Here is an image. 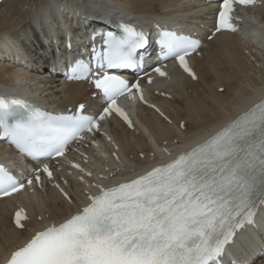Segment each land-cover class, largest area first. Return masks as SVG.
I'll return each mask as SVG.
<instances>
[{
    "label": "snow or ice",
    "instance_id": "obj_1",
    "mask_svg": "<svg viewBox=\"0 0 264 264\" xmlns=\"http://www.w3.org/2000/svg\"><path fill=\"white\" fill-rule=\"evenodd\" d=\"M254 3L222 0L216 30L238 31L232 24L234 5ZM120 26L122 36L109 32L103 51L93 49L95 71L83 62L73 68L77 78L91 77L106 100L107 107L98 117L84 115L83 104L76 114L57 117L22 100L0 97L3 138L40 162L64 156L69 144L83 140L85 132H98L99 121L112 112L131 126L116 102L133 89L140 92V86L129 84L115 72L139 66L136 52L146 40L143 32ZM158 43L165 59L177 60L195 78L186 57L199 47L197 41L161 31ZM154 70L166 75L158 67ZM71 166L83 174L81 181L92 175L79 164ZM41 173L53 179L49 166L43 164L34 178H27L26 185L41 184ZM111 175L115 179L119 173ZM26 185L0 166V198ZM91 187L97 191L88 195L86 205L36 231L11 253L7 264H220L236 229L253 223L255 208L264 205V97L175 159L115 185L95 183ZM24 219L22 210L15 213L18 229L24 228Z\"/></svg>",
    "mask_w": 264,
    "mask_h": 264
},
{
    "label": "bare ground",
    "instance_id": "obj_2",
    "mask_svg": "<svg viewBox=\"0 0 264 264\" xmlns=\"http://www.w3.org/2000/svg\"><path fill=\"white\" fill-rule=\"evenodd\" d=\"M213 7L186 0H7L0 8V90L18 94L40 92L50 107L65 109L86 103L88 110H92L99 101L91 98L86 84L64 82L60 63H57L58 52H65L63 41L68 34L80 42L78 52L86 44L85 36L73 28L75 20L79 23L80 16L87 13L89 17L103 14L97 10L107 15L122 12L141 21L161 17L167 19V26L185 25L192 33H202L201 26H211ZM248 14L256 20L244 25L241 38L220 34L200 50L202 57L194 59L197 82L178 74L172 90L161 91L170 94V99L155 96L157 89L150 92V99L171 119V125L142 107L138 110V118L146 135L138 127L130 132L120 122L110 123L124 162L143 166L147 159L143 161L139 155L150 158L154 153L153 144L164 147L167 142L168 150L173 145L194 141L242 114L264 96V7L248 10ZM40 42L45 45L43 49ZM246 45L251 48L250 54L246 52ZM246 53L247 59H253L258 68L252 77L248 75L252 68L244 60ZM221 88L224 89L222 93L219 92ZM182 122H185L184 131L179 129ZM0 157L24 169L2 144ZM75 194L82 198L79 192ZM16 208L10 200L0 201V262L28 237L26 230L17 231L11 224ZM73 209L74 206L54 190H49L47 199L39 204L32 203V222L26 227L29 229L51 220L62 221ZM39 217L42 222H38ZM230 255L239 264H264V215L258 219L255 230L239 237Z\"/></svg>",
    "mask_w": 264,
    "mask_h": 264
},
{
    "label": "rangeland",
    "instance_id": "obj_3",
    "mask_svg": "<svg viewBox=\"0 0 264 264\" xmlns=\"http://www.w3.org/2000/svg\"><path fill=\"white\" fill-rule=\"evenodd\" d=\"M4 7H5V6H4ZM118 14H124V13H122V12H118ZM132 17H133V16H132ZM133 18L137 19L136 17H133ZM40 45H41V48H42V49L45 47V45H44L43 43H41V42H40ZM248 51H249V50L246 49V52H248ZM245 56H246V58H245L244 60H247L246 63L249 62L247 65H250V67H251L252 69H254V70H252V69L249 68L250 71L248 72V73H249L248 75H249L250 77H252L251 74L253 75V74H255L256 72H258V71H256V70H258V68H257V65L255 64V62H254L253 59H251V58H248V59H247V57L249 56L247 53H246ZM219 92H220V91H219ZM39 93H40V92H39ZM220 93H222V92H220ZM164 147H167V142L164 143ZM131 158H133V156H132ZM137 165H139V164H137ZM137 165H136V166H137ZM137 167H138V166H137Z\"/></svg>",
    "mask_w": 264,
    "mask_h": 264
}]
</instances>
